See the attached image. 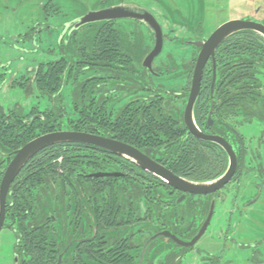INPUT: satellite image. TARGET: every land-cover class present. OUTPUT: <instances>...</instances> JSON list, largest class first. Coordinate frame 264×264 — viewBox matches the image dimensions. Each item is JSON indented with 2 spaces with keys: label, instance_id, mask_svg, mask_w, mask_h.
Listing matches in <instances>:
<instances>
[{
  "label": "flooded vegetation",
  "instance_id": "flooded-vegetation-1",
  "mask_svg": "<svg viewBox=\"0 0 264 264\" xmlns=\"http://www.w3.org/2000/svg\"><path fill=\"white\" fill-rule=\"evenodd\" d=\"M71 1L60 0L63 11L72 10V13L76 12V10L69 8ZM156 1L158 4L163 3V1L166 3L164 5L168 4L166 0ZM175 1L172 0L171 11L181 18V21H183L181 25L185 26L186 31L190 33L180 38L166 33L161 21H167L164 16L161 17L151 8L139 2L99 0L98 6L93 3L90 9L83 7V9H86L85 12H80L74 18L63 23L57 57L37 64L32 75L28 77L21 76L13 81V83L27 85L30 91L33 87H36L35 79L40 67L53 62H62L65 67L62 73V85L54 95V97H58L59 101L51 98L50 106L47 109L40 111L34 107L30 113H26L19 106L9 109L0 106V108L5 113L20 108L27 120L34 117L43 118L45 112L55 106H62L68 111L67 104L64 103L66 101L64 90L68 84L73 85L71 98L74 109L73 96L76 94L79 97L86 95L89 98L90 103L86 104L89 111L102 110L112 117L118 112L135 111L137 113L144 108H162L171 118L180 119V121L172 122V124L183 126L185 131L179 132V134L174 132L176 136L174 135L173 138L165 139L162 137V140L160 138L157 143L154 140V143L147 146L142 145L139 139L122 140L105 135L101 130L94 132L83 129H70L65 126L40 133L29 141L43 134L56 131L90 133L134 147L171 170L174 174L188 179L186 175L177 174L172 167L183 156L181 151L192 149V145L182 147L183 144L196 138L198 139L197 142L201 144L200 149L203 150L205 161L210 160L211 165H208L213 168L212 173L216 176L213 179H204L203 182L219 178L230 167L228 152L215 142L199 138L189 130L185 121V111L192 91L194 72L198 56L203 48L200 44H205L219 27L230 21H254L264 25V18L262 17V14H264V0L258 4L256 0H241L240 5L234 4L232 6L227 5L226 2L223 3L224 0H219L222 1L221 4L223 3V5L219 6L218 10L221 11L223 17L210 28L205 26L209 16L202 7V0H196L195 3L197 4H194L192 0L188 1V6L194 11L185 16L177 8ZM192 4L193 6H191ZM119 5L126 8L130 17L95 21L76 28L79 19L87 12ZM195 8L197 9L195 10ZM211 12L213 15V11ZM152 17L162 29L163 47L161 52L152 60L150 67L148 66L147 57L156 44V33L149 23ZM169 18L173 20V14ZM121 22L123 28H119L118 23ZM45 27L48 30L51 29V26L47 27L46 25L42 28L34 27L32 32L34 33L37 30L42 32ZM171 31L174 33L176 28H171ZM246 37H248L250 43H254L256 38L262 39L264 42L263 34L249 29L236 31L220 42L214 56L211 55L208 58L204 67L200 93L193 111L198 129L207 135L221 136L230 144L236 154V171L229 183L221 189L206 195L184 193L125 155L114 153L94 144L82 142L56 143L40 150L30 158L8 191L6 220L3 228L13 229L16 234V244L18 241L17 230L7 221L8 198L14 193L18 184L23 181L25 169L33 159L40 156L48 148L65 143L80 145L78 147L82 149L80 155L87 154L89 156L92 164L89 166L84 164L83 167H80V173L92 179H108V183L104 185H78L77 199L73 202L53 201L52 204H47L44 207L41 215H47L46 217L51 220L56 229V264L60 260L61 264H177L178 261L182 264L185 255L195 248V245L210 226L217 201L225 198V190L229 186H232L234 190L238 189L243 175L252 173L257 178L255 182L259 193L246 201V204L251 205L257 202L264 192V159L262 160L259 151L256 153L255 150H250L246 137L239 130L242 125L250 122L241 123L237 113H231L227 110L228 107H221L220 109H218V106L215 107L216 92L218 95L219 92L222 94L225 91V89L220 91L221 88H218L224 83L221 78V69L218 67L219 63L221 61H224V63L238 62L239 55H231L227 50L236 46L240 39H246ZM166 41L191 47V55L187 58L183 57L179 65L170 67L162 57ZM167 58L169 62L174 60L172 57ZM79 65L83 66L79 69ZM179 72L183 79V84L179 87L168 86L162 81L157 83L155 81V79ZM175 79L177 78L173 80ZM95 97L96 99H94ZM200 101L205 103L203 112H197V103ZM198 118L201 121H198ZM122 124L134 126L138 125L139 122L126 121ZM194 146L197 148V145ZM21 147L11 151L0 149V173H2L0 187L8 165L13 160L16 151ZM259 148L264 150V129L258 139ZM85 150L90 152L87 153ZM61 160L62 158H58V163ZM97 160H101V163H98ZM1 162L4 164V169L1 168ZM190 165L184 174H191L193 170H198L193 164ZM208 165L204 164L205 167H209ZM98 173H109L110 175H97ZM83 190H86L87 194L81 193ZM146 191L149 195L145 194ZM153 192L154 194H152ZM213 202V214L205 233L192 246H184L178 243L176 239L187 242L198 234L210 214ZM65 205H71L73 208L66 211ZM69 214L71 218L68 219L67 215ZM67 219L71 220L72 223L67 224ZM162 232H168L170 236H158ZM263 246L264 239L252 245V260L255 264L264 263ZM222 257L220 251H207L202 257V263L221 264ZM15 263L20 264L16 249Z\"/></svg>",
  "mask_w": 264,
  "mask_h": 264
},
{
  "label": "trees",
  "instance_id": "trees-1",
  "mask_svg": "<svg viewBox=\"0 0 264 264\" xmlns=\"http://www.w3.org/2000/svg\"><path fill=\"white\" fill-rule=\"evenodd\" d=\"M248 40V37L240 39L236 46L227 50L231 55H239L238 62L224 63L221 61L219 63L218 67L221 69V78L224 83L221 85L222 87L218 88H221L220 91L223 89L225 91L222 94L219 92L218 95L216 92L215 107L218 106V109L228 107L227 110L231 113H237L241 123L254 120L264 123V94L262 93L263 82L261 80V72L264 70V42L259 38L254 39V43H250ZM82 66L79 65L78 68L80 69ZM64 68L62 62H53L40 67L35 82L41 94L49 95L59 101L58 97H54V95L62 85ZM73 98L75 111L79 116L69 126L64 124V117L68 112L62 106H55L46 111L43 118L34 117L29 120L20 108L12 109L10 113H5L0 108V149L11 151L21 147L40 133L53 131L63 126L94 132L101 130L105 135L122 140L139 139L145 146L154 143V140L157 143V140L159 141L160 138L162 140V137L173 138L174 132L179 134V132L185 131L183 126L172 124L180 119L171 118L162 108H144L137 113L135 111L118 112L112 117L102 110L89 111L86 104L90 101L86 95L79 97L76 94ZM197 104V112H203L205 103L200 101ZM197 120L201 121L200 118ZM126 121H137L139 124L134 126L122 124ZM197 140L193 138L183 144L182 147L192 145V149L181 151L183 156L172 168L177 174L186 175L191 180L213 179L216 176L212 173L214 170L210 166L211 162L210 160L205 161L203 150L200 149L201 144ZM194 145H197V148ZM79 146L78 144L65 143L42 152L27 166L23 181L9 196L7 221L17 230L18 241L15 249L20 258V264H56L55 225L46 217L47 215H41L47 204H52L53 201L73 202L77 199L78 185L108 183V179H92L80 173V167H83L84 164L89 166L92 162L87 154L80 155L82 149L78 148ZM58 158H62L60 163L57 161ZM97 162L101 163V160H97ZM190 164H193L198 170H193L191 174H184L191 166ZM204 164L210 165L205 167ZM58 167L62 169L60 172ZM1 168L4 169L3 162H1ZM81 193L87 194V191L83 190ZM145 194H148L147 191ZM64 207L66 211L73 208L71 205ZM67 217L69 219L71 215L69 214ZM68 219L66 223H72ZM177 264L180 262L178 261Z\"/></svg>",
  "mask_w": 264,
  "mask_h": 264
},
{
  "label": "rangeland",
  "instance_id": "rangeland-1",
  "mask_svg": "<svg viewBox=\"0 0 264 264\" xmlns=\"http://www.w3.org/2000/svg\"><path fill=\"white\" fill-rule=\"evenodd\" d=\"M114 1L145 4L155 13L167 19V21L161 20L167 34L179 36L178 38L190 34L186 31L185 26L181 25L183 24L181 18L171 11L172 0H166L167 5H164L165 1L158 4L156 0ZM188 1L190 0L175 1V5L183 16L194 11L188 6ZM192 1L197 4L196 0ZM256 1L257 4L262 2V0ZM221 2L219 0H202V7L209 16V20L205 22L206 28L217 24L223 17L221 11L218 10L223 3L226 2L230 6L242 3L241 0H224L222 4ZM93 3L98 6L99 0H72L69 3V8L76 10L75 13H72V10H62L60 0H0V106L5 109L19 106L26 113H30L34 107L44 111L50 106L51 97L40 95L41 93L36 87L28 92L27 85L13 83V81L21 76L32 75L36 65L40 62L55 59L62 37L63 23L74 18L76 14L85 12L86 9L83 7L90 9ZM169 3L171 4L169 5ZM211 11H213V15ZM172 14L173 20L171 19V21L169 16ZM262 17L264 18V14ZM122 24V22L118 23L119 28ZM46 25L47 27L51 26V29L48 30L45 27L42 32L38 30L32 32L34 27L42 28ZM171 28H176V31L172 33ZM191 52L192 48L189 46L166 41L162 57L171 67L179 65L182 58L189 57ZM167 57H172L174 60L169 62ZM261 73L262 93L264 94V70ZM180 75L179 72L155 79V81L179 87L183 84ZM174 78L177 79L173 80ZM72 90L73 85L70 84L64 90V99L66 100L64 103L68 108V113L64 117L65 126L75 122L79 116L72 105ZM263 129V123L258 120L244 124L239 128L242 135L246 137L250 150H255L256 153L259 151L262 160L264 159V150L258 149V139ZM256 179L252 173L243 175L238 189L234 190L232 186H229L225 190V198L217 201L213 219L206 233L195 245V248L185 255L182 264H203L202 257L207 251H220L223 256L221 264H255L252 260V245L264 239V192L257 202L250 205L246 204V201L259 193ZM163 194L162 190V196ZM15 245L16 234L13 229L3 228L0 233V264H16ZM262 251H264V246Z\"/></svg>",
  "mask_w": 264,
  "mask_h": 264
},
{
  "label": "water",
  "instance_id": "water-1",
  "mask_svg": "<svg viewBox=\"0 0 264 264\" xmlns=\"http://www.w3.org/2000/svg\"><path fill=\"white\" fill-rule=\"evenodd\" d=\"M120 17H130V14L127 13L126 8L121 5L112 6L110 8L99 11H89L79 19V21L76 24V28L87 23L116 19ZM149 23L151 27H153L156 33L155 47L147 57V60L149 62L148 66L151 67L152 60L162 50L163 34L159 23L153 17L152 20H149ZM245 29L255 30L264 35L263 24L254 21L234 20L227 22L226 24L219 27L205 44H200L202 45L203 48L201 49V52L198 56L194 77H193L192 91L185 111V121L190 131H192L194 134H196L199 138H202L203 140L212 141L221 145L228 152L230 156L231 164L225 174L212 181H207V182L193 181L174 174L171 170H169L162 164L158 163L157 161L151 159L146 154H143L136 148L123 144L121 142L85 132H77V131L50 132L36 137L35 139L26 143L20 149H18L15 153L13 160L10 162V164L8 165L5 171L0 187V233L6 220V199H7L8 191L13 181L15 180L17 175L20 173L21 169L26 165V163L29 161L30 158H32L40 150L56 143L82 142L87 144H94L103 147L105 149H108L114 153L125 155L128 158L133 159L134 161L139 163L144 169H146L150 173L160 177L169 185L184 193L206 195L221 189L227 183H229L236 171V166H237L236 154L234 153L230 144H228L227 141L224 140L221 136L207 135L201 132L195 123L193 111L200 93L202 74L204 67L208 61V58L211 55L214 56L217 46L228 35L236 31L245 30ZM97 175H110V174L98 173ZM213 210H214V202L212 204L211 211L206 222L203 224L198 234L192 240L184 242L176 239L174 236L172 237L176 239L178 243L183 244L184 246L194 245L198 241V239L205 233L208 225L210 224ZM161 235L170 236V233L162 232L158 234V236ZM58 264H61V260L59 261Z\"/></svg>",
  "mask_w": 264,
  "mask_h": 264
}]
</instances>
